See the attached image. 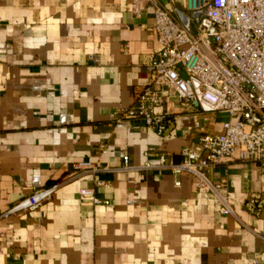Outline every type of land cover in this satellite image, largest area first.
<instances>
[{
    "label": "crops",
    "instance_id": "1",
    "mask_svg": "<svg viewBox=\"0 0 264 264\" xmlns=\"http://www.w3.org/2000/svg\"><path fill=\"white\" fill-rule=\"evenodd\" d=\"M158 1L196 31L188 0ZM160 48L148 1L137 14L132 0H0V213L61 183L38 209L0 218V264H264L257 161L236 152L206 169L223 182L216 192L192 174L141 167L161 154L180 162L184 145L230 118L174 100V122L159 135L121 117ZM121 152L136 169H120ZM85 161L120 170L76 172ZM91 187L109 204L82 201Z\"/></svg>",
    "mask_w": 264,
    "mask_h": 264
},
{
    "label": "built area",
    "instance_id": "2",
    "mask_svg": "<svg viewBox=\"0 0 264 264\" xmlns=\"http://www.w3.org/2000/svg\"><path fill=\"white\" fill-rule=\"evenodd\" d=\"M144 1L154 8V30L161 48L152 62L148 84L121 111V117L141 119L159 135L174 122L169 106L174 100L197 103L202 111H221L230 118L223 123L222 132L206 133L197 145H184L180 162H168L161 154L158 164L145 162L141 167L192 174L197 185L208 192L218 191L223 182L212 181L205 170L236 152L243 161H257L264 172V0H188V7L198 12L195 32L158 0H132L135 13L141 12ZM198 126L196 121L188 129ZM101 149L105 152V145ZM120 157L124 161L120 169H136L127 153L121 152ZM120 169L96 167L89 161L75 165L78 173ZM103 183L96 181L97 185ZM60 185L34 189L0 213V218L38 209ZM80 198L94 205L109 204L94 187L82 188ZM221 211L228 214L232 209L225 206Z\"/></svg>",
    "mask_w": 264,
    "mask_h": 264
}]
</instances>
